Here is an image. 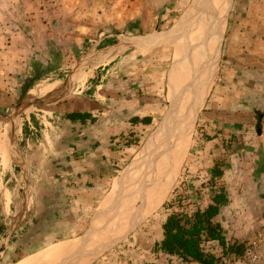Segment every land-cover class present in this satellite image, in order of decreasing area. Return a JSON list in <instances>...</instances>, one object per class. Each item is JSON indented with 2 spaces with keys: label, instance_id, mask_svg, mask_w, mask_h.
Returning <instances> with one entry per match:
<instances>
[{
  "label": "rangeland",
  "instance_id": "obj_1",
  "mask_svg": "<svg viewBox=\"0 0 264 264\" xmlns=\"http://www.w3.org/2000/svg\"><path fill=\"white\" fill-rule=\"evenodd\" d=\"M191 7L194 10V0H0V132L8 127L13 133L10 146L16 156L23 115L30 111L45 114L36 108L48 111L34 105L19 109L30 88L51 83L45 95L66 84L85 49L101 47L112 38L110 34L137 36L180 24L175 27L177 32L171 30L175 40L182 26L181 38L189 36L194 21L189 14ZM224 18L210 86L192 128L180 133L171 130L168 151L175 152L179 146L180 152L175 153L179 159L167 193L154 210L87 264H196L154 253L151 247L161 237L160 224L173 208L163 203L175 193L183 194L182 209L187 211L209 201L208 177L214 161L222 171L215 181L225 188L228 199L217 219L226 238L243 244L240 255L224 257L222 263L264 264V0H229ZM183 44L181 56L188 50L187 42ZM171 50L164 47L151 58L145 57L147 83L140 82V86L143 97L152 101L145 112L152 114L153 121L136 136L126 138L130 145L123 146L116 165H110L108 177L100 184L74 178L75 190L61 192L63 201L58 204L54 199L59 193L52 191V179L42 177L36 183L38 176L22 177L18 169H13L12 176L11 160L4 161L0 154V219L7 221L0 226V249L3 239L11 235L6 252L0 253V264L18 261L16 251L25 250L22 254L26 256L58 241L85 237L107 199L113 205L128 197V185L140 170L129 173L127 169L169 112L166 85L173 61ZM177 66L182 69L181 63L173 68ZM26 82L31 85L21 93ZM69 91L60 95L63 98L59 102L77 99L76 90ZM187 133L190 136L182 142ZM160 142L139 157L138 162L144 159L136 167H145L148 159L164 153ZM26 180L32 181L31 186ZM39 196L45 210L33 216L20 214L24 200L29 208ZM252 243L255 247L247 252ZM204 248L215 255L220 253L215 242Z\"/></svg>",
  "mask_w": 264,
  "mask_h": 264
},
{
  "label": "crops",
  "instance_id": "obj_2",
  "mask_svg": "<svg viewBox=\"0 0 264 264\" xmlns=\"http://www.w3.org/2000/svg\"><path fill=\"white\" fill-rule=\"evenodd\" d=\"M189 14L196 24L192 23L189 36L186 35L187 37L174 42L161 43L174 37V33L171 31L158 35H155L156 32H146L137 36L110 34L112 38L101 47H87L82 55L86 56L85 61L78 67L75 78L68 87L71 93L72 90H76L78 95H75L77 96L75 98L77 99L66 100L65 103L61 101L63 97L60 95L53 97L51 93L50 95L47 93L44 96H50L49 101H33L27 106H42L48 108V111L36 108L45 114L30 111L23 115L22 128L18 138L17 157L10 146L13 133L8 127L3 128L0 132V154L4 161L9 162L11 160V175L14 176L13 169H18V172H22V177L38 176L35 180L36 183L40 182L42 177L52 179L55 187L52 191L59 193L58 197L54 199L58 204L63 201L60 196L61 192L68 194L75 190L74 178H83L89 183L96 184H100L103 178H107L106 172L110 165H116L115 159H118L119 155L122 154V142L126 138L136 136L153 121L152 114L145 112V108L152 107L149 104L151 100L143 97L140 86V82L144 83L145 86L147 83V72L144 71L147 63L144 62L146 61L145 57L151 58L153 52L164 47H171L172 49L170 54L173 55V61L167 72L166 85L168 109L171 107V97L176 100L177 104L184 98L189 89L192 88L190 87V84L194 83H191L192 79L195 81L196 77L200 76L198 79L201 80V84L205 83L203 64L207 63L209 55L212 56L213 53L214 56V52L216 54L220 38L217 39L216 48L214 47L216 50L214 51L212 39L204 36L205 42H201L203 45L201 50L206 49L208 41V49H211L209 53L207 52L206 57L202 56L203 53L197 54L196 45L199 37L195 30L198 25L196 19L200 17V13H194L191 7ZM153 36L155 37L154 41L160 42V44L151 42ZM185 41L188 44V50L181 56L182 69L180 70L177 66L176 77L174 84H172L173 88L170 90L169 80L173 74L171 72L176 57L175 53L178 46ZM215 64L216 60L210 77H212ZM49 87H51V83L39 84L35 89L30 88L27 94L31 97L42 96ZM76 102L78 103L76 104ZM74 103L77 107H69L70 105L73 106ZM153 105L156 106V104ZM70 112L88 113L89 115L84 121H69L64 115ZM29 167H32L30 172H28ZM31 182L26 180L30 186ZM34 201L35 203L30 204L28 208L26 207L27 200H24L23 206L20 207V214L29 213L33 216V214L39 213L41 209L45 210L42 205L44 200L40 196L39 200L36 197ZM38 203L41 205L39 206ZM6 223L5 218L0 219V226ZM9 236L11 235H7L3 239L2 243L5 244H2L0 253L6 252ZM23 251L25 250L16 251L20 257L19 260L25 257V254H22Z\"/></svg>",
  "mask_w": 264,
  "mask_h": 264
},
{
  "label": "bare ground",
  "instance_id": "obj_3",
  "mask_svg": "<svg viewBox=\"0 0 264 264\" xmlns=\"http://www.w3.org/2000/svg\"><path fill=\"white\" fill-rule=\"evenodd\" d=\"M228 5L229 0H194V13H200V17L196 19L198 25L195 30L199 37L196 45L197 54L203 53L202 56L206 57L207 52L209 53L211 49H208L209 41L207 40L208 46L205 50H201L203 48L201 42H205L204 36H208V39L210 37L214 45L212 49L216 48L217 39L220 38L221 29L224 26V17L228 10ZM194 23L196 24V22ZM183 45V43L180 44L176 50L174 66L181 63V53L183 52L181 48ZM215 48L214 51L216 50ZM207 60L206 65L203 64L204 72L202 71L205 83L201 84V80L198 79L200 76H197L195 81L192 79L191 83L194 82L190 84L192 88L179 101V104L173 98V100L171 99L172 106L168 115L164 117L160 125L153 131L148 142L141 148L140 153L127 169L129 173L132 170H140L139 172L137 171L134 178L132 177L131 183L128 185V197L113 205H109L110 203L108 204L109 200L107 199V202L105 201L99 210L95 223L85 237L73 242L69 240L55 242L36 253L25 256L15 264H87L93 256L127 233L160 204L173 181L179 159L178 153L175 154L180 152L179 146L175 152L173 150L171 152L168 151L171 149V130L175 129V133H180L182 130H191L195 116L211 81L210 74L216 60L215 52L214 56L212 53V56L209 55ZM172 69L170 90L173 88L172 84H174L175 73L177 72L176 68ZM189 136L190 133L184 134L182 142H185L184 140H187ZM160 141H163L164 153L156 154V156L148 159L145 167L143 165L136 167L144 159L142 158L138 162L139 157L154 148L155 144ZM122 181H124L123 178L120 182L122 183ZM120 182L116 187L119 186Z\"/></svg>",
  "mask_w": 264,
  "mask_h": 264
},
{
  "label": "trees",
  "instance_id": "obj_4",
  "mask_svg": "<svg viewBox=\"0 0 264 264\" xmlns=\"http://www.w3.org/2000/svg\"><path fill=\"white\" fill-rule=\"evenodd\" d=\"M29 82L22 87L24 93L29 89ZM88 113L70 112L64 116L69 121H84ZM123 146H129L124 140ZM222 171L217 161L209 169L208 183L210 185L209 201L203 205H196L191 211L182 209L183 194L174 196L163 204L172 208L166 213L160 224L161 237L154 241L151 250L166 256H173L185 263L196 264H223L222 258L230 255L238 256L243 251V244L236 239L226 238L224 229L217 219L221 208L227 203L225 188L217 184L215 179L220 178ZM195 190V195H198ZM215 242L220 253L218 255L206 250L204 245ZM153 264V263H144Z\"/></svg>",
  "mask_w": 264,
  "mask_h": 264
},
{
  "label": "water",
  "instance_id": "obj_5",
  "mask_svg": "<svg viewBox=\"0 0 264 264\" xmlns=\"http://www.w3.org/2000/svg\"><path fill=\"white\" fill-rule=\"evenodd\" d=\"M186 12V11H185ZM183 17V16H182ZM181 20V19H180ZM179 23H181V21L179 22ZM183 23H184V21H183ZM176 26H181L180 24H173V25H171L169 28H167V29H165V30H162V31H159V32H156V34L155 35H158V34H162V33H165V32H168V31H171V30H174V32H177L176 31V29H175V27ZM183 29V26H182V28L180 29L179 28V35H178V39L179 38H181V36L183 35V33L181 32V30ZM154 35V36H155ZM153 36V37H154ZM151 38V42L152 41H154V39H155V37L154 38ZM175 39H177V37L176 36H174L173 38H168L167 40H165V41H162L161 43H163V42H174L175 41ZM154 43L155 44H160V42H155L154 41ZM83 61H85V56H82V59H80L79 60V62L77 63V65H76V67L73 69V71L71 72V74L69 75V77H68V80H67V83L66 84H64V85H62V86H59V87H57V88H55V90H53V91H51V92H49V95H50V93L53 95V97H58L59 95H61V94H64L65 92H66V90H68V87L71 85V83L73 82V80H74V78H75V75H76V73H77V71H78V67L80 66V64L83 62ZM51 97L50 96H44V95H42V96H35V97H31V96H29V97H27V99H25V98H23V100H24V103H23V100H21L20 102H19V109L21 110V109H24V107H27L28 105H30L33 101H43V102H47V101H49V99H50ZM26 100V101H25ZM17 107V108H18ZM14 154H15V152H14ZM16 155V154H15ZM17 157V156H16Z\"/></svg>",
  "mask_w": 264,
  "mask_h": 264
},
{
  "label": "built area",
  "instance_id": "obj_6",
  "mask_svg": "<svg viewBox=\"0 0 264 264\" xmlns=\"http://www.w3.org/2000/svg\"><path fill=\"white\" fill-rule=\"evenodd\" d=\"M254 247H255V243H252V244H251V248H248V249H247V252H249V251H250L251 249H253Z\"/></svg>",
  "mask_w": 264,
  "mask_h": 264
}]
</instances>
